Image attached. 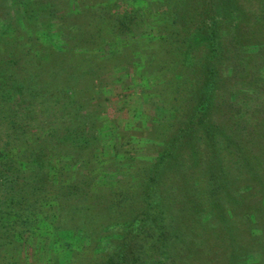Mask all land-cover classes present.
Wrapping results in <instances>:
<instances>
[{
    "label": "trees",
    "instance_id": "1",
    "mask_svg": "<svg viewBox=\"0 0 264 264\" xmlns=\"http://www.w3.org/2000/svg\"><path fill=\"white\" fill-rule=\"evenodd\" d=\"M15 1L19 6L18 14L13 11ZM225 1L195 0L193 4L191 0H162L158 4L160 8L157 5L159 18L154 27L139 25L140 21L131 12L120 15L110 12L112 5L107 2L91 9L80 8L90 4L88 1L83 3V0H0V18L12 26L10 31L14 36L11 39L15 48H19L22 40L25 44L29 42L28 46L22 47L26 48L24 53L19 49L17 55L9 50L3 57L0 55V264H42L43 260L44 263L73 264L70 255L66 261L58 260L54 255L45 260L48 251L44 246L40 249L37 246V251L30 255L31 260H26L22 253L16 254L15 248L22 246L30 233L36 239L40 238L37 244H42L44 237L34 231L47 226L61 234L59 237L63 243L66 235L74 232L79 233L85 243L95 239L91 233L104 232L99 238L109 240L104 252L107 247L110 252L99 260L96 257L93 264H186L187 255L183 252L186 249L193 252H189V259L198 251L196 246L200 242L203 244L204 236L195 239L194 235L196 229L202 230V216L214 212L223 217L225 212L223 209V213L218 211V200L212 198L221 188L217 182L221 170L214 160L219 158L222 161L232 147H245V134L240 124L247 126L251 123L253 106L257 110L264 109V45L257 53L248 54L241 53L243 47L222 40L220 32L225 19L232 21L236 15L235 1L230 9H226L228 5L224 6ZM155 2L150 0L144 4L150 6ZM193 5L197 10L194 18L190 12ZM142 14L139 16L143 20L146 14L144 17ZM114 15L117 22L111 25L113 35L137 39V33V37L146 39L144 45L147 47L153 41H163L164 47L168 48L164 49L163 57L162 54L155 56V60L147 48L141 50L144 71L159 77L141 73L137 82L132 80L135 94L149 96L154 92L170 107L177 120L173 125L171 120L150 116L148 131L153 134L152 138L157 132L163 143L148 153L151 154L149 158L131 155L119 150L117 145L110 146L109 142L118 138L120 133L115 127L105 129L103 123L96 121L89 111L90 101L72 105L71 99L63 100L68 92L61 85L62 75L67 72L64 68L72 70L78 66L81 70L79 76L92 71L90 74L94 78L101 77L100 68L86 64L90 61L88 59L96 58L103 64L117 54L113 47L102 50L107 44L102 39L106 36L108 16ZM76 17L82 21L76 22ZM135 29L141 30L135 33ZM41 37L51 43L43 44L39 41ZM37 45L39 51L35 49ZM234 52L240 58L237 71L233 69ZM66 58L72 63L60 66L64 65ZM121 70V75L129 72L126 65H122ZM233 71L235 75L231 74ZM92 98L96 95L93 94ZM219 99L229 100L227 112L231 116L227 115L226 120L236 121V128L230 123H216L213 112L216 113L215 103ZM255 122L258 132L264 126V119ZM202 143L209 145L206 159L198 157L196 144ZM182 148L191 162L186 166V158L179 160V170L197 168L195 171L200 173L193 179L197 185L200 183L196 186V202L191 201L190 207L186 208L184 197L175 199V195L161 189L163 173L171 172L175 167ZM187 148H195L196 155ZM93 164H99L103 174L107 169L111 170L113 185L108 193L100 191L102 189L93 190L96 177ZM127 165L139 169V175L134 172L133 178L141 180V193L131 191L135 185L132 173L123 177L122 168ZM184 172L187 175L186 170ZM222 174L224 179L232 178V172L223 171ZM222 196L226 195L220 192L219 198ZM108 198L111 202L109 210L117 219L122 215L131 217L130 221H116L121 225V231L111 233L115 237L108 232L109 226L103 220L111 212L107 213L99 202ZM202 202L207 205L202 206ZM174 203L179 208L173 209ZM53 204L56 209L51 211ZM183 207L201 217L200 225L189 226L182 220V215L178 214L183 212ZM46 218H54L51 221L54 226L48 222L45 225ZM53 231L48 230L49 234ZM54 239L49 238L47 243L54 242ZM179 245L183 252L177 248ZM41 249L44 257L39 261ZM158 251H161V257ZM230 254L225 252L220 256V264H231L233 256Z\"/></svg>",
    "mask_w": 264,
    "mask_h": 264
},
{
    "label": "rangeland",
    "instance_id": "2",
    "mask_svg": "<svg viewBox=\"0 0 264 264\" xmlns=\"http://www.w3.org/2000/svg\"><path fill=\"white\" fill-rule=\"evenodd\" d=\"M72 1L74 2L76 0ZM86 1H88L90 4H86ZM153 1L154 0H152V2ZM161 1L162 0H156V2L152 5L146 6L144 2L149 3L150 0H83V3L85 2L86 5H84L83 7L80 6V8H95L99 4L107 2L109 5H112V8L109 9L110 12L119 13L118 15H120V13L131 12L135 14L140 21L139 25H151L155 27V25H157L158 23L159 13H157V10L158 8H160L159 5ZM191 1L193 4H195V0ZM227 1L228 0L225 1L224 6L228 5L226 9H230L233 0H230V2ZM234 1V9L236 15L235 18L231 19L232 21H234V23H231L232 21H229L230 18L228 20L225 19L221 27L220 35L222 36L223 41H226L229 44H236L237 46L243 47V51L241 53L255 54L258 52L259 47L264 45V0ZM18 9L19 6L15 1V3L13 4L14 14L19 13ZM21 10L24 12V10L20 8V11ZM142 11H144L143 14ZM149 11L153 12L151 13ZM190 12L192 13V18H194L197 14V10L195 11L194 5L191 7ZM140 14H142V17H144V15L146 14L143 20L140 18ZM116 17V15H114L113 17L108 16L110 20H108L109 22L105 26L106 36H104V39H102L103 42H107V44L106 46H103L102 50L107 49L108 46L113 47V49H117V52H114L117 54H114V56H112L113 58L104 61L103 64H101L102 60H96V58L88 59L90 61L86 62V64H88L89 67L93 66L94 64L96 68H100L98 71L101 72V77H99V75L97 78H94V75L90 74L92 71L89 73L87 72L83 77L79 76L81 70L78 66L77 68L74 66L72 70L64 68L65 70H67V72L62 75L61 85H63V87L66 88L68 92L63 100L65 102L71 99L72 105H79V103L88 104V102L90 101L92 104L91 108L90 106H88L89 111L92 116H95L96 121H99V123H103L102 126L105 129H109L110 126H113L120 133V136L118 138L116 137L111 141V143L109 142L110 146L117 145L120 146L119 150H125L126 152L128 151V153H130L131 155L136 154L140 158H149L151 154L148 153L156 148H159V144L163 143V141L158 139L159 134L157 132L155 137L152 138L153 134L148 131L150 127V120L148 119L150 118V116L160 120H163V118L165 120H171L173 122V125L176 124L175 121L177 122V120L173 117L174 112L170 109V107L167 104L163 103L162 100L154 94V92H151L149 96H139L138 94H135L136 89L132 84V80L137 82L139 80L138 76L141 75V73L145 76L148 75L149 77L151 75L153 77H159L158 75H153L152 73H147L146 71H144L146 70V68H143L142 66V63L144 62V56L141 55V50L143 51L147 48L146 50L152 53V59L155 60V56H160L162 54L161 56L163 57L166 53L164 52V49L168 48L164 47L163 44H165V42L163 41H153L151 42L152 44L149 47H147V45H144V43L147 42L146 39L136 36V32L141 29L133 30V32L136 31L135 37L137 39H132L131 37H128L126 35H113L114 29H111V25L113 22H117ZM192 18H190V20L193 23H197L194 22ZM79 21L82 20H80V18H77L76 22ZM118 21H120V19H118ZM7 22L2 19L0 20V55L2 57L5 55V52L7 50H9L10 53L15 52V55H17V51H19V49L24 53L26 48L22 47L24 45L28 46L29 44V42L25 44V40H22V43L18 44L19 48H15V44L13 45L12 43L13 39H11L14 36L13 32L10 31L12 26L10 24L8 25ZM189 27H191V25H189ZM39 41H42L45 45L51 43L48 39H42V37L41 39H39ZM159 45H163V47L161 48L159 47ZM35 47V49H38L39 51V46L37 45ZM78 51H81V49H78ZM45 53H47V51ZM137 54L140 55L136 58L135 55ZM233 55V60H235V62H233V69L234 71H237L240 66V58L235 54V52ZM253 59H255V57ZM67 63L72 62L67 61L66 58L64 61V65H59L64 67L65 65H67ZM122 65H126L129 68V74L123 72V75H121ZM151 70H153V68H151ZM234 71L231 74L235 75ZM68 73L69 75H67ZM156 74H159V72ZM72 90L73 93L71 95ZM152 90H154L153 87ZM218 92L222 94L221 91ZM93 94L96 95V98L91 99ZM95 103L96 105H94ZM59 104L61 103L59 102L58 105ZM215 104L216 113L213 112V116L216 115V123L218 125H221L223 123H230V125L236 128V121L226 120L227 115L231 116V114L227 112L229 100L224 102L222 99H219ZM251 113V123L247 126L245 124H240L243 128L242 132L245 134V147L243 149H240L239 147H232L231 151L226 152L228 153V156L226 154V158H221L222 161H220L219 158H216L214 160L216 166L218 163L217 168L221 170L219 171V173H221V176L218 177L220 179L219 181H217L221 185V188L218 189L214 195H212V198L218 200V206L220 207L218 208V211H220V213H223L221 209L225 210L223 217L220 215L216 216V213L214 212L212 215L211 213H205V216H202L204 223H202V230L196 229L197 232L195 233L194 237H196L195 239H198L199 237L204 236V240H201L203 241V244L199 241V245L196 246V248L198 247V251L196 250L197 252H195L189 259L188 254L192 251L186 249L183 252V250L180 249L181 246H177V248L184 254L186 253V264H203V261L207 262V264H217L218 261V264H220V256H223L225 252H229L231 253L230 255L233 256L231 257L232 260H230L231 264H264V126L262 127V129L258 130V132H260L258 133L256 129L257 123L255 122L264 119V109L262 111L257 110L256 107L253 106ZM240 125L238 124L239 129ZM248 132H250L251 134H248ZM121 142L124 144L121 145ZM196 145L199 149L198 157L201 159H206L209 145L204 143ZM99 146L97 148H99ZM190 151H192V153H195L196 150L194 148V150L190 149ZM219 154L220 152H218L217 155ZM195 155L196 153L194 154V156ZM179 156L180 158H177L176 165L171 170V172H167L166 174L163 173L161 180V189H165L164 191H169L170 194L175 195V199H177L178 197H180V199L184 197L185 202L183 203L184 207L186 208L188 206L190 207L191 201H193V204L196 202V199H194L197 197L196 186H198L200 183H198L197 185V183L193 182V179L195 177V174L200 175V173L199 171H195L197 170V168L184 167V170H186L187 173V175H185L184 170H179L181 169L179 160L186 158V166L191 162L187 157L188 155L185 154V148L181 149ZM124 161H126V159ZM116 164L120 166L124 165L121 162H117ZM126 164L127 163L125 162V165ZM93 166H95L93 173L96 175V177L94 178V184L92 183V185H94L93 190L95 192H98L99 189H102L100 191L108 193L110 185H113V178L110 177L109 173L111 172V170L107 169L106 174H103L104 172L101 171L102 168H100L99 164H93ZM136 168L137 167L130 168L128 167V165L123 167V177L128 173L133 174L134 172L139 175L140 171L138 168ZM113 171L117 172L118 170ZM223 171H229V173L232 172V178L229 180L224 179V176L222 174ZM133 177L134 174L132 178ZM223 180L225 184H223ZM140 181H137V178H133V184L135 185L131 189V191H135V194L137 192L141 193ZM202 183L203 185H205L204 182ZM220 192H223V194L226 196H222L219 198ZM100 201L101 205L104 206L107 213H110V198H108L107 201H104L103 199H100L99 202ZM137 202H139V200H137ZM175 202L177 201L175 200ZM204 205L207 204L202 202V206ZM172 206L173 209L179 208V205H177V203H174ZM185 208L183 209V212L181 211V213L178 214L180 215V217L182 215V220H185V222L189 223V226L191 224L195 225L196 223L200 225L201 217L199 215L196 216V214L193 212L191 213L187 211ZM53 209H56L55 204H53V208L51 209V211H53ZM124 219L130 221L131 217L129 218V216L122 215L117 219L116 215L111 212L109 214V217L103 220L105 222V225L109 226L107 230L111 234L115 232L117 233V230L121 231V225H117L116 221L121 220L122 222V220ZM51 221H54V218L44 219V223H46L45 225H47V222L51 223ZM52 225L54 226V223ZM48 230L50 232L54 229H52L50 226H47V228L45 229L44 227H42V229H37L34 231L36 234L42 235V238L44 237L42 239V244H37V241L40 238L38 237L36 239L35 237H33L34 235L32 236V233L29 232L30 237H28L25 242L23 241V245L20 247L16 245V254L20 255V253H22V256H26L27 259H25L29 260L31 258L30 255L32 256L35 251H37V246L39 247V249L40 247L44 246L46 248L45 250L48 252L44 257V254H41L43 253L41 249L39 252L42 257H39V261H41L43 257L46 260L53 255V257H57V259H62L61 261H66L68 258L67 256L70 255L73 264H93L94 262L92 261H96V257H98L99 260L102 255L105 254L106 256L110 252V250H108V247L104 252V248L106 246H109V240L101 241V238H99L100 236H103L104 232H100L97 230L96 232L91 233L92 235H94L93 237H95V239H93L91 243H85L81 235L77 232H74L71 235H66L67 238L63 243L62 239L59 237L61 234H59L57 231H53L49 234ZM111 235L112 237H115V234ZM52 237L53 239L55 238V241L49 243V245L47 243L49 241L48 239L50 238V240L52 241ZM179 237L180 235L178 236V238ZM69 242L73 244L69 245ZM69 246L70 249H68ZM181 251H179V253H181ZM158 252L159 256L161 257V251ZM25 259L23 258V260ZM41 262L42 264H52L48 262L44 263V260ZM21 263L23 264V262ZM223 264H227V262Z\"/></svg>",
    "mask_w": 264,
    "mask_h": 264
}]
</instances>
